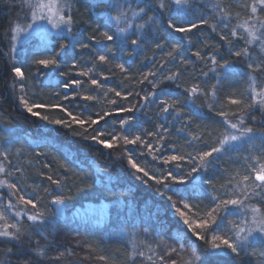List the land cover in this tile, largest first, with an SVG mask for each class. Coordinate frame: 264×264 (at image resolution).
<instances>
[{
	"label": "snow or ice",
	"instance_id": "1",
	"mask_svg": "<svg viewBox=\"0 0 264 264\" xmlns=\"http://www.w3.org/2000/svg\"><path fill=\"white\" fill-rule=\"evenodd\" d=\"M100 4L106 9L105 30L97 24L91 29L88 42H84L77 36L79 22L73 0H21L22 9L26 6L23 18L18 17L9 29V53L14 61L8 68L11 77L9 87L16 95L18 105L49 124L68 129H72L73 125L79 126L82 131H74L73 135L94 141L103 149L118 151V159L126 161V166H130L137 179L144 184L153 182L158 192L163 189L160 194L166 197L182 232L178 231L171 237L175 241L173 244L163 239L151 243L137 242L136 234L128 233L131 251L125 253L122 264H138L141 257L153 262V255L156 257L153 264H206L205 256L220 253L231 256V264H245L246 258L252 257L257 258L259 264H264V111H261L260 119L252 114L254 110H264V0H238L236 7L239 11L235 12L232 5L224 0H96V6ZM165 13L168 14L164 20L167 28L172 34H180V42L166 52L168 60L165 63L176 61L182 67L190 66L191 62L184 58L182 45L187 43L189 48H194L192 35L205 27L217 33L227 45V55L231 59L220 53L219 45L210 46L207 41L204 47L210 49L208 54H202L201 49L192 54L205 66L211 64L208 71L200 73L202 77H208L209 72L214 73L211 79L215 83L209 86L208 91L198 83L185 87L180 82L182 73L179 68L168 74L158 75L157 71H149L140 78H133L128 74L125 63H114L117 51L131 48L127 55L133 56L143 51L142 45L148 43L150 34L155 40L159 31L154 26ZM137 20L141 22L135 23ZM41 21L46 23H38ZM88 23L91 24V21ZM38 29L46 32L55 30L63 43L56 44L51 56L32 59L26 72L22 63L15 61L16 44L21 33ZM77 43L81 52H93V57L87 61L92 63V67L86 70L81 67L86 62L83 57L76 58L74 50ZM44 47H48L47 42ZM154 47L164 51L165 41L161 38L154 43ZM253 52H256L255 56ZM67 58H71V63L66 71H61L62 62ZM236 60L243 62L247 78L246 94L230 92L221 102L218 92L223 90L228 76L235 71L233 64ZM32 66L36 68V76H44L45 70H51L47 73L49 77H63L60 87L68 91L60 97L61 100L79 97L84 102L99 101V96L87 93L100 90L104 98L109 92L114 95V99L107 100V104L114 107L102 115L96 112L84 119L74 115L63 103H37L32 99L36 94L30 92ZM98 66L114 67L125 74L126 79H134L136 85L147 83L150 90L144 95L138 91H117L115 88L104 91L105 84L101 78L107 81L109 76L98 72ZM153 67L156 68V65ZM73 73L80 78H73ZM169 84L182 89V92L173 93ZM56 95L59 96V93ZM129 97L138 98L136 104L123 106L120 101ZM197 98L208 102L198 103ZM149 104L157 106L159 117L164 121L154 125L155 131L143 128L134 115ZM204 108H207V113ZM42 110H59L67 118L50 120L48 115H41ZM114 113L118 114V119L110 131L94 127L101 121L107 123L106 118ZM211 113L222 118L223 131L209 130L206 125L203 128L196 125L195 133L188 131L194 118L205 119ZM169 117L181 124L177 131L187 134V147L196 149L197 145L203 144V149L182 151L180 146L169 142V129L165 126L171 122ZM248 121L260 126L255 127ZM90 129L95 134H87ZM5 131L11 133V126ZM10 143V136H0V190H3L0 191V244L14 245L19 251L25 237L32 232L39 233L49 223H55V220H49L47 207L55 206L56 217H62L63 208L60 206L71 197L64 194L69 179L67 176L57 174L54 178L47 172L39 173L50 186H54L53 191H49L48 187L27 184L26 169L13 166L9 159L12 153L5 145ZM233 153L237 162H242V169L233 166L217 176L220 169L216 164L223 156ZM144 161L159 163L162 170L142 166ZM61 167L66 168L67 165L62 164ZM44 168L51 171L49 164H45ZM97 173L106 174L100 169ZM169 193L181 198L174 200ZM202 198L208 200L203 207L200 203L190 202ZM24 221L30 222L29 228L24 227ZM144 233L148 235V229H144ZM257 243L259 249L254 247ZM51 247L37 243L25 253L27 258L21 259L18 264H37L42 259H52L48 257ZM141 247L146 251L140 250ZM6 251L10 254L12 248ZM63 256L64 253H59L55 259L59 261ZM99 260L109 264L107 256H100ZM0 264L4 262L0 261ZM248 264L254 262L249 259Z\"/></svg>",
	"mask_w": 264,
	"mask_h": 264
},
{
	"label": "trees",
	"instance_id": "2",
	"mask_svg": "<svg viewBox=\"0 0 264 264\" xmlns=\"http://www.w3.org/2000/svg\"><path fill=\"white\" fill-rule=\"evenodd\" d=\"M16 1L0 0V36H4V27L12 23L13 17H11V14L14 16L19 9L21 10V6L17 5ZM224 2L232 5L233 12L239 11L236 7L238 0H224ZM73 3L74 12L77 13L76 19L79 22L76 32L80 39L88 42L87 37L91 29L97 24L101 25V30H105L106 9L102 4L96 6V0H73ZM18 16L20 14H16L15 18ZM167 18L168 14L165 13L162 18L157 19L154 28L159 31V36L153 40V36L150 34L148 43L142 45L143 51H139L133 56L127 55L129 51H132L131 48L124 49L122 52L117 51L114 55V63H125L128 74L133 78H140L142 74L149 71H157L158 75L168 74L179 68L182 73L180 82L185 87L198 83L208 91L209 86L215 83L211 79L214 73L209 72L208 77H202L200 73L201 71H208L211 64L205 66L192 54L196 49H201L202 54H208L210 49L204 47V42L207 41L210 46L219 45L220 53L225 58L231 59L227 55V45L220 40L217 33L205 27L199 33L192 35L194 48H189L187 43L182 45L181 50L184 53V58L191 62L190 66L182 67L176 61L165 63L168 60L166 52L170 50L172 45L180 42V34H172L164 23ZM88 21H91V24ZM140 22L139 20L135 21V23ZM161 38L165 41L164 51L154 47V43L159 42ZM45 42L48 44L47 48L44 47ZM45 42L39 38L28 40L22 44L15 54V61L21 62L27 72L32 59L51 56L53 48L58 42L63 43V39L56 35ZM93 47H95L94 44ZM251 47L255 48L256 46ZM6 50L5 53L0 50V136H10L12 139V143L5 145V148L12 153L9 159L13 166L26 169L27 184L48 187L49 191H53L54 186H50L49 182L39 175L40 172H47V174L53 175L54 178L57 174L60 177L67 176L69 179L65 184L64 194L70 196L71 199L66 201L65 205L60 206L63 208L62 217H56V207L49 205L47 207L49 220H55V223H49L46 227L40 229L39 233L32 232L30 236L25 237L23 247L19 251L14 245L0 244V261H4V264H18L21 259L27 258L25 253L39 243L44 247L52 245L51 250L48 252V257L52 259H42L37 264H105L104 261L99 260L100 256L109 257V264H122L125 253L131 251L128 233H135L137 242L148 241L151 243L153 240L163 239L168 244L175 243L171 237L175 236L178 231L182 232V228H178L177 219L172 216L173 211L168 207L166 197L160 194L163 192L162 188L158 192L157 186L153 182L149 181L148 184H144L137 179L130 166H126V161L118 159V151L103 149L94 141L73 135L74 131H82L79 126L73 125L72 129H68L60 125L49 124L27 113L18 105L16 95L12 93L9 87L11 77L8 68L14 61L9 49L6 48ZM56 50L58 51V48ZM74 51L77 54V59L83 57V60L86 61L81 64L82 68L86 70L92 67V63L87 62L89 57H93L92 51L81 52L78 43ZM96 51H99V49H96ZM253 55L255 56L256 52H253ZM70 63L71 58L65 59L60 70L66 71ZM154 65H156V68L153 67ZM233 67L235 71L228 76L223 90L218 92V98L221 102H224L225 95L230 92L246 94L247 78L244 75L243 62L236 60ZM49 71L51 70H45L44 76H36L35 66L31 67L33 76L30 77V92L36 94L32 98L35 102L63 103L74 115L84 119L96 112L102 115L104 111H111L114 107L107 104L108 99L115 98L114 95L109 92L108 97L104 98L103 92L100 90L87 93L99 96V101L84 102L79 97L67 101L61 100L60 97L67 94L68 91L60 87V81L63 80V77H58V75L49 77L47 75ZM97 71L109 76L107 81L101 78V82L105 84L104 91L115 88L117 91H138L141 92V95H144L150 90L147 83L136 85L134 79H126L125 74L120 73L114 67L98 66ZM73 78L80 77L73 73ZM257 79L259 81L260 77L258 76ZM169 88L173 93L182 92V89H176L171 84H169ZM57 93H59V96L56 95ZM137 99L136 97H129L128 100L120 101V103L123 106L135 105ZM197 102L205 104L208 101L197 98ZM203 111L208 112L207 108H204ZM261 111L264 110H254L252 114L260 119ZM41 115H48L50 120L67 118L59 110H42ZM134 115L143 128L149 131H155L154 125L164 123L159 117L157 106L154 104H149L145 109L137 110ZM106 119L107 123L101 121L100 125L94 127L110 131L118 119V114L114 113L112 117ZM221 119L215 113H211L205 119L194 118V122L188 131L195 133L196 125H200L202 128L206 125L209 130L218 129L223 131L220 123ZM169 121L171 122L165 124L169 129V142L180 146L182 151L193 152L194 150L203 149V144L197 145L196 149L187 147L185 143L187 134L177 131L181 124L172 120L171 117H169ZM248 122L253 124L251 121ZM8 126L12 128L11 133L5 131ZM253 126L259 127L260 125L253 124ZM87 134L95 133L90 129ZM206 141L210 142L208 138H206ZM131 147L129 146V148ZM17 149L20 151L17 152ZM38 153H44L45 155L37 156ZM141 163L142 166L162 170L159 163L148 164L147 161ZM45 164L51 165V171L44 168ZM62 164L67 165V167L62 168ZM233 166L242 169V162H237L235 153L223 156L216 164V167L220 169V172H217L216 175L219 176L224 169H230ZM97 169L106 174H98ZM221 182L223 181L221 180ZM169 194L173 195L174 200L181 198L176 194ZM190 202L200 203L202 207L208 204L207 198L191 200ZM88 211H91L90 215L80 216L81 212ZM29 223L24 221V227L29 228ZM144 229H148V235H145ZM66 232L80 235L83 238V245H75L65 236ZM185 246L188 247L187 242ZM153 247H155V244H153ZM254 247L259 249L260 245L257 243ZM8 248H12L10 254L6 251ZM140 250L146 251L143 247ZM59 253H64V256L57 261L55 258ZM249 259L254 264H259L258 259L255 257L246 258L245 264H248ZM141 261L142 264H153L156 257L153 255V262H149L146 257H141L138 264ZM205 261L206 264H231L232 257L224 253L213 254L205 256Z\"/></svg>",
	"mask_w": 264,
	"mask_h": 264
},
{
	"label": "rangeland",
	"instance_id": "3",
	"mask_svg": "<svg viewBox=\"0 0 264 264\" xmlns=\"http://www.w3.org/2000/svg\"><path fill=\"white\" fill-rule=\"evenodd\" d=\"M16 4L21 6V0H17ZM24 10H26V6H25V9H22V7H21V10L19 9L14 14V16H13V14H11V17H13L12 23L10 25H8V26L6 25L4 27V32H3L4 36L3 35L0 36V50L4 51V53L7 52L6 48L9 49V47H10L9 29L14 24V22H16L18 17H21V19L23 18ZM16 14H20V16L15 18ZM38 23L44 24L46 22L41 21ZM48 28H51V26L48 25ZM56 35L57 34H56L55 30H52L50 32H46V31L39 30V29L35 30V31H30V33H21L19 42L16 44L17 51H19L22 44H24L25 42H27L28 40H30L32 38H39L41 41L45 42V41H49V39L52 36H56ZM6 56H7V54H6ZM93 210H95V209H93ZM90 214H91V211H88L85 213L81 212L80 216H88ZM172 216L177 219V217H175L173 215V213H172ZM65 236H67V238H69L70 241L74 242L75 245H80V246L83 245V238L80 235H77V234L72 233V232H66Z\"/></svg>",
	"mask_w": 264,
	"mask_h": 264
}]
</instances>
